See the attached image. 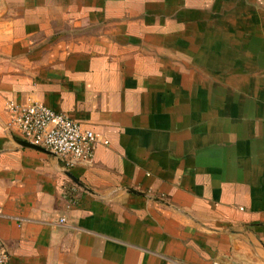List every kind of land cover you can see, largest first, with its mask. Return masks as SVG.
Returning <instances> with one entry per match:
<instances>
[{
	"label": "crops",
	"instance_id": "0c3cea01",
	"mask_svg": "<svg viewBox=\"0 0 264 264\" xmlns=\"http://www.w3.org/2000/svg\"><path fill=\"white\" fill-rule=\"evenodd\" d=\"M28 98L93 130L92 158L23 143ZM0 248L264 264V0H1Z\"/></svg>",
	"mask_w": 264,
	"mask_h": 264
},
{
	"label": "built area",
	"instance_id": "2783aa9c",
	"mask_svg": "<svg viewBox=\"0 0 264 264\" xmlns=\"http://www.w3.org/2000/svg\"><path fill=\"white\" fill-rule=\"evenodd\" d=\"M9 108L10 123L23 140L53 152L69 164L92 158L97 135L80 121L33 98L22 103H11ZM0 264H8V255L4 248H0ZM209 264L229 263L212 259Z\"/></svg>",
	"mask_w": 264,
	"mask_h": 264
},
{
	"label": "water",
	"instance_id": "95a60500",
	"mask_svg": "<svg viewBox=\"0 0 264 264\" xmlns=\"http://www.w3.org/2000/svg\"><path fill=\"white\" fill-rule=\"evenodd\" d=\"M21 141H22L23 143L31 144V145H34V146H36V147H40V148H42L41 146H38V145L32 144V143H30V142H28V141H26V140L21 139Z\"/></svg>",
	"mask_w": 264,
	"mask_h": 264
},
{
	"label": "rangeland",
	"instance_id": "374dc122",
	"mask_svg": "<svg viewBox=\"0 0 264 264\" xmlns=\"http://www.w3.org/2000/svg\"><path fill=\"white\" fill-rule=\"evenodd\" d=\"M0 12H1V0H0Z\"/></svg>",
	"mask_w": 264,
	"mask_h": 264
}]
</instances>
